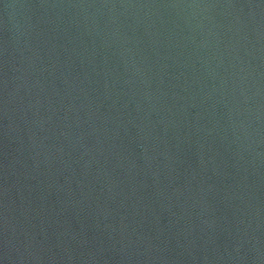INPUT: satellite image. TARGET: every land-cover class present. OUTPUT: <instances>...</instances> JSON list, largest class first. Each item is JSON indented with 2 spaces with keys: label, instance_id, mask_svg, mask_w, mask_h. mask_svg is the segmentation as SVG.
I'll use <instances>...</instances> for the list:
<instances>
[{
  "label": "water",
  "instance_id": "water-1",
  "mask_svg": "<svg viewBox=\"0 0 264 264\" xmlns=\"http://www.w3.org/2000/svg\"><path fill=\"white\" fill-rule=\"evenodd\" d=\"M0 264H264V0H0Z\"/></svg>",
  "mask_w": 264,
  "mask_h": 264
}]
</instances>
